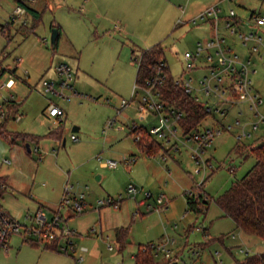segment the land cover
I'll return each mask as SVG.
<instances>
[{
	"label": "rangeland",
	"instance_id": "374dc122",
	"mask_svg": "<svg viewBox=\"0 0 264 264\" xmlns=\"http://www.w3.org/2000/svg\"><path fill=\"white\" fill-rule=\"evenodd\" d=\"M21 1L41 16L34 29L20 28V20L9 23L20 2L0 0V62L4 68L16 67L13 75L5 71L0 76V82L9 76L16 82L12 89H0V122L6 121L7 130L13 134L32 133L40 140L38 145L27 141L20 146V152H13L17 146L12 148L0 136V172L9 176L12 186L2 204L23 224L34 222L27 217L34 216L37 200L53 202L57 208L66 186L74 193H84L86 202L92 206L71 217L67 209L62 210L65 228L74 232L71 239L77 254H81V247L87 248L82 263H77L74 255L54 249L50 242L38 244L33 236L14 234L10 246L0 250V264H135L138 247L152 244L164 246L170 252V257H166L165 252L154 250L159 264H172L178 254L186 256L180 258L182 264H236V260L262 252L264 240L244 232L233 219L224 217L215 201L257 161L250 147L263 143L262 130L242 139L241 144L245 146L237 145L235 130L217 136L205 154L213 165L205 175L194 173L191 150L186 146H181L179 152L170 151L166 162L160 158L164 150L155 157L142 154L130 134L134 122L144 123L139 119L136 100L118 112L122 100L131 99L136 83L138 63L134 58L140 53L138 46L141 45L138 34L124 30L114 14L98 10L93 4L87 8L83 5L86 0ZM28 19L32 21L30 13ZM213 26L215 29L214 22ZM55 27L59 28L60 35L54 46L51 33ZM219 28L227 37L226 44L235 52L242 58L251 56L257 69L251 74L252 84L264 95V60L259 55L263 49L252 53V41L244 46L221 21ZM238 28L245 32L249 28L264 35V27L253 23ZM188 29L186 35H181ZM196 40L194 30L185 28L157 41L165 47V57L174 77L182 75L183 54L194 50ZM59 62L71 65L79 96L63 98L44 91L42 81L56 78L54 66ZM204 74H208L206 68L194 69L184 76H192L197 86ZM197 94L200 102L213 104L212 94L201 91ZM13 103H16L14 109ZM50 104L64 109L61 122L46 115ZM241 110L245 117L238 115ZM236 117L243 121L246 117L256 120L246 103H242L229 107L226 117L218 114L207 117L199 129L227 125ZM108 120L114 124L105 130ZM76 127L78 131L73 130ZM55 128H60L61 139L48 136ZM0 132H3L1 127ZM72 134L78 139L73 140ZM131 157H136L135 162L127 163L125 160ZM5 158L12 163L4 165ZM108 159L116 161L118 166L102 165ZM153 168L161 170V174L151 173ZM130 184L142 188L136 200L128 193ZM197 187L209 201L201 212L189 210L186 203V194L197 193ZM144 191L153 197L147 199ZM160 193L167 196L166 207L160 212L150 210L148 205L154 204ZM107 197L123 198L120 207L94 209L98 207V200ZM46 206L44 214L51 219L55 212ZM70 212L74 213L72 209ZM122 226L129 227L130 242L117 245L115 233ZM109 244L114 250L109 249ZM169 260L172 261L168 263Z\"/></svg>",
	"mask_w": 264,
	"mask_h": 264
},
{
	"label": "built area",
	"instance_id": "2783aa9c",
	"mask_svg": "<svg viewBox=\"0 0 264 264\" xmlns=\"http://www.w3.org/2000/svg\"><path fill=\"white\" fill-rule=\"evenodd\" d=\"M27 12L24 6L17 5L11 16L10 22L14 24L18 20L21 25L28 24ZM220 8L218 5H213L206 8L199 13L192 22L206 21L212 19L215 24V35L207 41H199L193 51H185L183 54L184 69L182 75L175 77L174 82L183 88L185 93L193 96L196 102L204 106L205 112L209 116L218 114L226 117L229 113V107H234L242 103H246L248 111H250L256 118L255 121L247 119L243 121L241 118L236 117L232 123L221 125L218 127H207L204 130L198 129L190 133H185L180 125V120L183 117L182 111L170 106L162 98V87L166 81V68L167 61L161 60L155 67L154 71L147 76L142 82H136L132 91L131 99L122 100V109L129 106L136 100L137 112L141 122H134L130 128V134L134 137L135 142L141 141L146 135L152 137L163 146L164 152L160 155L162 161L168 160L170 151H180L181 146H186L191 150V158L195 164L194 173L204 175L213 168L210 157H206V151L212 147L214 139L224 133V131L235 130V138L237 142L241 143L244 138L253 137L254 133L262 130L264 134V95L260 91L254 89L252 84L251 74L256 73L257 69L254 68L255 62L251 56L242 58L237 52L228 47L225 38L218 33V25L220 20ZM251 23L259 28L264 27V11H255L251 15ZM225 27L230 34L237 35L242 41L244 46L252 41L251 52H259L263 49L264 53V35L259 31L250 30L248 32L241 31L238 28V16L234 9H230L228 16L225 19ZM215 51L212 54V51ZM259 53L260 58L264 60V54ZM203 55V56H202ZM204 58L205 65L202 66L198 61ZM134 61L140 63V54H138ZM206 68L208 74H204L197 81V86L193 84V77L184 76L186 72L194 69ZM56 78L52 80L45 79L42 81V86L46 93H52L63 98L71 96H79L80 93L76 90L73 81V69L67 62H59L55 66ZM5 71L10 72L11 68H4L0 62V74ZM14 79L9 76L5 81L0 82V89L13 88ZM203 92L206 95H213V104L208 105L206 102H200L197 92ZM69 93L66 94V93ZM46 115L55 117L59 122L65 117V111L58 105L50 104L46 108ZM238 115L245 117L244 112L241 110ZM20 118V116L18 117ZM113 120H108L105 130L113 126ZM146 130V131H145ZM71 138L77 140V136L72 134ZM159 152L148 155L155 157ZM136 157L127 158V163H132ZM6 163L9 160H5ZM102 165L110 168H115L118 163L114 160L108 159L102 161ZM8 185L4 179L0 177V190H7ZM142 188L130 184L128 193L136 200V196ZM146 198H152L153 194L144 191ZM123 198L119 197L118 200L112 197L100 199L97 202L98 207L111 206L119 208ZM167 199L163 193L154 200V204H149L150 210L160 212L161 209L166 207ZM87 205L84 193H74L72 188L66 186L62 196L60 207L72 209L74 213H82ZM27 218H30L29 216ZM63 214L58 210L55 211L54 216L48 219L42 207H39L34 216L31 224H23L20 220L10 216L0 205V250L8 248V241L14 234L33 236L36 238L38 244L48 243L57 249L74 255L77 263L84 261V252L87 248L81 247L77 254V247L71 239L74 232L65 228L63 224ZM94 231V230H93ZM109 239V236H107ZM50 242V243H49ZM157 252H165L166 257H170V252L161 245H151ZM109 249L114 250L112 244H109ZM158 254V253H156Z\"/></svg>",
	"mask_w": 264,
	"mask_h": 264
},
{
	"label": "trees",
	"instance_id": "16d2710c",
	"mask_svg": "<svg viewBox=\"0 0 264 264\" xmlns=\"http://www.w3.org/2000/svg\"><path fill=\"white\" fill-rule=\"evenodd\" d=\"M18 2L25 7L27 15L28 13L32 15L31 22L28 20L29 22L27 25H20L19 27L22 28L25 26L29 30L34 29L38 24L41 13L29 7L21 0H18ZM2 30L6 32L4 26H2ZM133 52H135V50H133ZM139 52L140 63L138 64L136 82H142L149 76L154 71V67L161 60L166 61L165 49L161 43H157L147 49H141ZM165 71L166 81L162 87V98L170 106L182 111L183 117L180 120V125L185 133L197 130L199 125L208 117L204 106L196 102L192 95L185 93L182 87L175 84V77L171 74L169 66H167ZM14 105L16 104L13 103V109L15 108ZM2 125L0 123V127L3 128V132H0V135L8 139L13 136V142L20 140L22 143H25L35 140L33 135L26 133H7L6 123L4 122ZM50 136L55 139H60L62 137L60 128L52 130ZM260 137L264 139V134ZM136 143L138 147L148 155H153L163 149L160 143L146 135V133L144 139ZM237 145L243 144L238 142ZM250 148L254 156H256L257 161L244 176L233 182L231 187L218 196L215 201L222 210V215L224 217L233 219L236 226L244 232L256 235L264 240V141L261 145ZM199 186H203V183ZM199 188L200 187H197V193L191 191L186 194L187 208L195 212L204 211L209 204L208 197L205 196L204 193L198 192ZM2 192H4V190H0V194ZM128 233L129 227L117 229L116 238L118 245L121 242L127 243ZM51 247L57 249L55 245ZM154 250L155 249L151 245L140 246L135 255V264H159L156 262ZM169 262L170 260L168 263ZM236 264H264V252L247 256L241 260H236Z\"/></svg>",
	"mask_w": 264,
	"mask_h": 264
},
{
	"label": "crops",
	"instance_id": "0c3cea01",
	"mask_svg": "<svg viewBox=\"0 0 264 264\" xmlns=\"http://www.w3.org/2000/svg\"><path fill=\"white\" fill-rule=\"evenodd\" d=\"M90 4H93V7L97 8L98 10H102L105 13L114 14L115 17L118 19V21H120V24L122 25L123 29L128 31V33H137L139 38L141 39L140 40L141 45L139 46L137 45L140 48V50L147 49L157 43H160L157 41H160V39H162L163 37L173 35L174 33L178 31V29L180 30V29L190 28L191 30H194V33L197 36V40L194 43V49L196 47L197 42L199 41L204 42V41H207L208 39L213 38L215 35V29L213 26L212 19H209L206 21H199L196 23L192 22V20L199 13H201L206 8L213 6V5H218V7L220 8L221 17L219 21L224 23L225 29H226L225 19L227 18L228 12L230 9L235 10L238 16V27H242V28H245L251 25L250 20H251V15L253 12L264 11V0H86V2L83 5H85L88 8ZM26 16L28 18V15ZM51 26L53 27V24ZM250 30L248 28L246 31L248 32ZM186 31L188 32L189 29L182 32L181 35L183 36L186 35L187 33ZM218 33L221 36H223V33L222 34L220 33V28L218 29ZM223 37L225 38V40L227 39V37L225 36ZM226 45L228 47H231L232 50L234 51L232 46H229L228 44ZM187 51H190V50H187ZM199 62L201 63L202 66L205 65L204 58H202ZM55 66H54V70H55ZM15 70H16V67L11 68L12 75L15 73ZM55 73H56V70H55ZM2 75L3 74L1 73L0 76ZM15 85H16V82L14 83V87ZM51 118H55V117H51ZM4 122L6 121H2L0 123H4ZM7 133H11V132L7 131ZM26 134L33 135V137H35V140H33V142H36V144L38 145L39 140H40L39 136H36L32 133H26ZM0 136L3 137L2 135ZM48 136L51 138L50 134H48ZM13 138L14 137L11 136L9 139L8 138H5V139L8 140L12 148L14 146H17V148L13 149V152L14 150H17L18 152H20L21 150L20 146L25 143H22L20 140L13 142ZM64 144H65V141H64ZM139 150L142 154H145L140 148ZM6 159L7 158L3 159L2 162L4 163V165H10L12 161L10 159H7L9 160V162L6 163L5 162ZM168 170L170 171L169 167H168ZM157 172H159V175H160L162 171L161 170L159 171V169L153 168L151 173H154L156 175ZM0 177H2L8 185V189L0 194V205L10 216L14 217L2 204V201L7 195L8 190L12 187L10 184L11 181L9 180V176L4 173L0 172ZM163 194L165 195V198L167 199L166 194L165 193ZM45 201L46 200H44L43 202L40 200H37L36 207H35L36 210L39 207H42L44 210L45 207H48L46 205H49L53 213L58 210L62 213V210L64 208L60 207V202L56 208L54 207L53 202H50V201L45 202ZM88 206H92V204L87 203L86 207ZM96 207L97 206H95L94 209H101L100 207H97V208ZM65 209H67L68 217H71L74 215V213L70 212V209L68 208H65ZM29 217L31 218L32 216L29 215ZM100 233L103 234V231L101 230ZM115 242L118 245L116 233H115ZM128 242H130L129 236L127 239V243ZM9 246H10V239L8 241V247ZM262 252H264V250ZM195 254H199V253L195 252ZM174 257L175 259L174 260L172 259L173 260L172 264H178V263L182 264V261H181L182 259L180 260V258L181 257L185 258L186 256L182 254H178V255H175ZM172 260H170V262Z\"/></svg>",
	"mask_w": 264,
	"mask_h": 264
},
{
	"label": "water",
	"instance_id": "95a60500",
	"mask_svg": "<svg viewBox=\"0 0 264 264\" xmlns=\"http://www.w3.org/2000/svg\"><path fill=\"white\" fill-rule=\"evenodd\" d=\"M58 36H59V29L55 27L52 29V33H51V43L54 46L57 44ZM73 130L76 131L78 130V128L76 127ZM27 147H28V151H31L29 144H27Z\"/></svg>",
	"mask_w": 264,
	"mask_h": 264
}]
</instances>
